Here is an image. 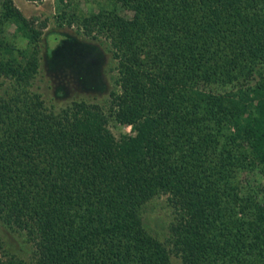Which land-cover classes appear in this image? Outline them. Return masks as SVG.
Here are the masks:
<instances>
[{
	"label": "trees",
	"instance_id": "1",
	"mask_svg": "<svg viewBox=\"0 0 264 264\" xmlns=\"http://www.w3.org/2000/svg\"><path fill=\"white\" fill-rule=\"evenodd\" d=\"M60 1L107 41L117 89L109 113L49 108L31 87L45 21L0 1V219L33 245L25 259L0 238V264H264V197L237 179L256 165L264 192V0ZM161 193L170 246L139 215Z\"/></svg>",
	"mask_w": 264,
	"mask_h": 264
},
{
	"label": "rangeland",
	"instance_id": "2",
	"mask_svg": "<svg viewBox=\"0 0 264 264\" xmlns=\"http://www.w3.org/2000/svg\"><path fill=\"white\" fill-rule=\"evenodd\" d=\"M1 1V0H0ZM70 2L81 12L97 8L105 0H62ZM13 4L35 23L45 21L37 43L38 68L31 82L44 103L54 110L68 105L73 100L83 99L98 103L109 113L111 91L117 89L115 59L103 38H93L85 34L78 22L67 23L59 16L60 0H12ZM129 16L130 11L119 9ZM61 21L62 24H58ZM8 39L23 44L19 33L13 26L4 30ZM8 84V79L0 76V91ZM107 125L115 137L130 132V125L119 123L112 115ZM237 179L244 193L255 190L264 197L261 190L262 175L256 165L241 168ZM142 223L149 233L170 246L169 225L174 211L166 194H157L148 199L139 211ZM0 238L3 248L28 259L33 253V245L25 234L0 219ZM172 264H180L179 257L170 252Z\"/></svg>",
	"mask_w": 264,
	"mask_h": 264
}]
</instances>
